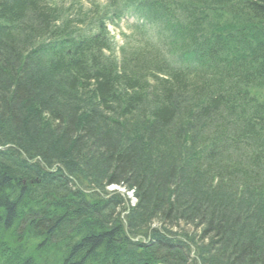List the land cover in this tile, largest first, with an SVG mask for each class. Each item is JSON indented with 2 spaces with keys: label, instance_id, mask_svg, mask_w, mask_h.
Wrapping results in <instances>:
<instances>
[{
  "label": "trees",
  "instance_id": "16d2710c",
  "mask_svg": "<svg viewBox=\"0 0 264 264\" xmlns=\"http://www.w3.org/2000/svg\"><path fill=\"white\" fill-rule=\"evenodd\" d=\"M94 8L0 0V264H264V0ZM131 8L166 36L119 58ZM179 194L201 240L136 241Z\"/></svg>",
  "mask_w": 264,
  "mask_h": 264
},
{
  "label": "rangeland",
  "instance_id": "374dc122",
  "mask_svg": "<svg viewBox=\"0 0 264 264\" xmlns=\"http://www.w3.org/2000/svg\"><path fill=\"white\" fill-rule=\"evenodd\" d=\"M50 3L52 4V6H63L65 8V14L62 15L64 20L70 19L71 17L75 16V12L80 9L83 8L84 10H89L91 8H93V6L100 4V5H105L106 4V0H49ZM74 7V10H70L69 9ZM132 13L133 18H130V16H128L129 20L123 22L120 25V28H116L113 26H110L109 29L111 31L112 34V39L115 43L116 46V56L120 58L119 56V50L122 49L123 47H127L130 48L131 50H142V48H140V46L142 45V43H148L150 46H154L155 44L160 46L164 40V37L166 36V34L158 27L154 26V25H149V23H147L144 20V16L145 13L139 10H134ZM33 17L30 16V19H32ZM29 19V17H28ZM136 23L138 25H144V27L141 28H137L136 27ZM133 26V28H131ZM131 28V29H130ZM129 35V38L127 40V36ZM127 40V42L125 43V41ZM127 43H129V46H125ZM126 48V49H127ZM70 99H72V96L70 97ZM71 102V101H70ZM109 191H113V190H117L115 188L109 187L108 188ZM132 192V191H130ZM134 191H133V196L134 195ZM185 196H187V194L183 195V194H179L176 196L172 197V200L175 201L176 203V208L177 210H175V214H179L180 212H182V208L181 204L184 201H187L188 199L185 198ZM131 204H134V206H136L137 203V199H135V197H133V200H131ZM188 211H186V216L189 217L190 215L187 214ZM171 213V212H168ZM174 213V212H173ZM172 213V214H173ZM201 217V216H200ZM203 221L202 217L198 218V221ZM208 221H210L208 219ZM253 222V221H252ZM174 230L175 233H179L181 236H183V239H185L186 237H184L185 235H188L189 237H196V241H200L203 234H202V229L201 228H197V220H190V221H184L182 219L177 218L176 220H174ZM257 230V229H256ZM211 257H215L214 253L210 254ZM214 261H218V263L220 262L219 260H217L216 258L213 259ZM249 262V261H248ZM214 262H212L213 264ZM221 264V263H220Z\"/></svg>",
  "mask_w": 264,
  "mask_h": 264
},
{
  "label": "bare ground",
  "instance_id": "6f19581e",
  "mask_svg": "<svg viewBox=\"0 0 264 264\" xmlns=\"http://www.w3.org/2000/svg\"><path fill=\"white\" fill-rule=\"evenodd\" d=\"M233 57H234V54L229 55L227 53L222 57V59L225 60V62H227ZM239 59L242 60L241 57H239ZM209 145H210V149L214 150L217 148V145H214L211 143H209ZM70 179L73 181L74 184L78 185V183L74 180L73 177H70ZM23 183L25 184L26 181L23 180ZM113 186L120 187L116 184H114ZM121 206L122 208H125L124 203ZM226 206L228 209L225 212V215H227V217H229L231 220L238 221L239 219H244L245 218L244 216H248V217L250 216V220L253 221L256 226L258 218H255V217L258 215V208L257 206H255V204L241 202V203H235V204L230 203V205L227 203ZM126 207L127 209H130V206L127 204H126ZM157 212H161V211L157 209V211H155L154 213H152L151 216H149V220L147 219V221L145 222L146 228L144 227L145 228L144 232L147 234V236L140 237L137 239V241L142 242L147 245L151 244L152 241L153 243H155V245H157L161 240H166V241L175 240L177 243L183 242V236H181L179 233H175V230L173 227V225L175 224L174 220H176L179 217V215L174 213L173 215H171L169 219H167L166 216H164V214L157 213ZM238 216H243V217L237 218ZM219 228L220 226L218 225L216 229L220 233H222L221 228L220 229ZM177 243L173 244V242L170 241V246L176 248L179 246V244Z\"/></svg>",
  "mask_w": 264,
  "mask_h": 264
}]
</instances>
